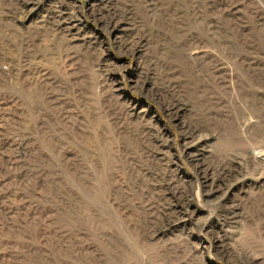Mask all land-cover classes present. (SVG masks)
Masks as SVG:
<instances>
[{
	"label": "rangeland",
	"instance_id": "1",
	"mask_svg": "<svg viewBox=\"0 0 264 264\" xmlns=\"http://www.w3.org/2000/svg\"><path fill=\"white\" fill-rule=\"evenodd\" d=\"M0 264H264V0H0Z\"/></svg>",
	"mask_w": 264,
	"mask_h": 264
}]
</instances>
